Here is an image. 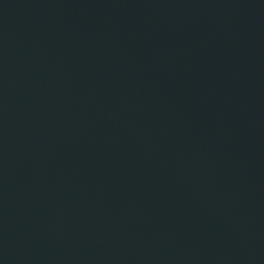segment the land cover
Returning a JSON list of instances; mask_svg holds the SVG:
<instances>
[{
  "label": "water",
  "instance_id": "water-1",
  "mask_svg": "<svg viewBox=\"0 0 264 264\" xmlns=\"http://www.w3.org/2000/svg\"><path fill=\"white\" fill-rule=\"evenodd\" d=\"M0 264H264V0H0Z\"/></svg>",
  "mask_w": 264,
  "mask_h": 264
}]
</instances>
